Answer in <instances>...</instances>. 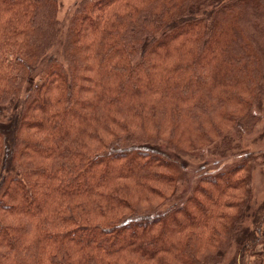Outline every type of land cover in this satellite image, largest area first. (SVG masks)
Returning <instances> with one entry per match:
<instances>
[{"label": "trees", "instance_id": "trees-1", "mask_svg": "<svg viewBox=\"0 0 264 264\" xmlns=\"http://www.w3.org/2000/svg\"><path fill=\"white\" fill-rule=\"evenodd\" d=\"M60 11L0 0V264H264V0Z\"/></svg>", "mask_w": 264, "mask_h": 264}, {"label": "rangeland", "instance_id": "rangeland-1", "mask_svg": "<svg viewBox=\"0 0 264 264\" xmlns=\"http://www.w3.org/2000/svg\"><path fill=\"white\" fill-rule=\"evenodd\" d=\"M78 1L79 0H60L61 11L59 13V16L61 19H63V21H65L66 24L69 20V17L71 16V14L74 12ZM263 127H264V118H263V121L259 124L258 129L254 133L247 135L248 141L246 140V142L248 144H251L252 143L251 141H253L254 138H257L259 136L260 132H262L264 130ZM259 143H254L256 148H258ZM206 158H208L210 161V164L207 165L210 168H215L217 166L219 167L221 165L228 164V163H230L236 159V157H234V156H228V157L219 159L218 164H216V163H214L213 158L210 157L209 155H206ZM198 164H199L198 160H194L191 163V166H190V172L192 174L191 175V181H193L196 177V171H197ZM190 184H191V182H190ZM190 184L189 185L186 184L182 187V193L188 191ZM252 184H253L254 191H255L257 197L261 198L264 195V167L259 168L253 172Z\"/></svg>", "mask_w": 264, "mask_h": 264}]
</instances>
